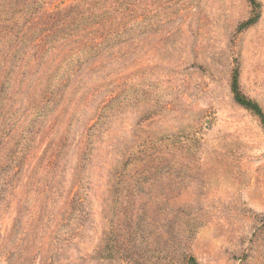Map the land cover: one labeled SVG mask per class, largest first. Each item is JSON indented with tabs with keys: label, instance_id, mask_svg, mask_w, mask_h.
Here are the masks:
<instances>
[{
	"label": "rangeland",
	"instance_id": "1",
	"mask_svg": "<svg viewBox=\"0 0 264 264\" xmlns=\"http://www.w3.org/2000/svg\"><path fill=\"white\" fill-rule=\"evenodd\" d=\"M84 1L0 0V264H264V0Z\"/></svg>",
	"mask_w": 264,
	"mask_h": 264
},
{
	"label": "trees",
	"instance_id": "2",
	"mask_svg": "<svg viewBox=\"0 0 264 264\" xmlns=\"http://www.w3.org/2000/svg\"><path fill=\"white\" fill-rule=\"evenodd\" d=\"M250 3H253V0H248ZM98 4H99V0H85L83 2V12L77 14V10L79 9L78 7H73L72 8V12H73V16L74 18H77V22L75 25L80 26L82 22L85 23V21L88 20L87 16H90L91 13L90 11H94V12H98L97 8H98ZM86 18L84 20V18ZM78 23V24H77ZM83 23V24H84ZM74 37V36H73ZM231 93L234 97V101L241 106L242 108L252 112L253 114H255L261 121L262 124H264V114L261 110V108L259 107V105L255 102H253L252 100H249L247 98H245L241 93H240V89H239V83H238V72L234 71L233 73V77H232V81H231Z\"/></svg>",
	"mask_w": 264,
	"mask_h": 264
}]
</instances>
